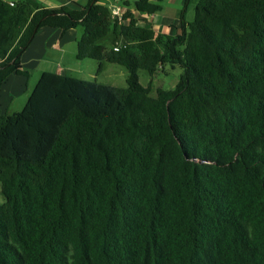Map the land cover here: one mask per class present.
I'll list each match as a JSON object with an SVG mask.
<instances>
[{"label": "trees", "instance_id": "16d2710c", "mask_svg": "<svg viewBox=\"0 0 264 264\" xmlns=\"http://www.w3.org/2000/svg\"><path fill=\"white\" fill-rule=\"evenodd\" d=\"M123 1L118 22L101 0H0V91L43 27L128 70L44 71L0 108V264H264V0H183L174 33L140 24L164 0ZM166 63L183 72L154 97L138 72Z\"/></svg>", "mask_w": 264, "mask_h": 264}, {"label": "crops", "instance_id": "0c3cea01", "mask_svg": "<svg viewBox=\"0 0 264 264\" xmlns=\"http://www.w3.org/2000/svg\"><path fill=\"white\" fill-rule=\"evenodd\" d=\"M46 7L57 8L62 5H69L71 7L80 8L85 6L89 0H38ZM123 6L124 5H115ZM125 8V7H124ZM132 10L134 8L130 7ZM164 6L162 2V9L152 15H141L140 24L153 25L157 31L165 33H174L176 31L175 26L179 25V20H174L164 12ZM82 30L79 28L62 30L55 28H41L34 37L31 44L26 48L21 56L22 68L27 71L28 74H32L34 70H37L42 65L51 67V69H45L44 71H51L57 73H68L70 64L65 62L66 58L76 56V50L73 51L74 42L79 39ZM77 49V48H76ZM77 58V56H76ZM54 68V69H52ZM54 70V71H53ZM42 72V73H43ZM41 73V74H42ZM69 74V73H68ZM17 74H10L2 85L0 91V108L2 112L11 114L12 104L14 100L21 94V86L18 87L21 80ZM41 76V75H40ZM24 103L20 102V106ZM15 111V110H14ZM13 111V112H14Z\"/></svg>", "mask_w": 264, "mask_h": 264}, {"label": "rangeland", "instance_id": "374dc122", "mask_svg": "<svg viewBox=\"0 0 264 264\" xmlns=\"http://www.w3.org/2000/svg\"><path fill=\"white\" fill-rule=\"evenodd\" d=\"M102 3L109 6L112 10L115 5H124L123 0H101ZM132 6L134 0H130ZM183 0H164V12L174 20H179V14L183 9ZM194 3H192L187 12L186 20L192 21L194 19ZM82 30L81 28H79ZM77 48V42H74L73 51L75 52ZM65 62L69 63L70 69L67 71L70 75L86 79V80H97L102 84L113 85L116 87H127V77L128 70L125 66L118 63H111L108 61H99L93 58L78 59L75 54L66 58ZM100 64L102 65L101 71L98 72ZM51 69V67L41 66L37 70H34L32 74H27L25 76H19L21 83L19 82L18 87L21 86V94L14 100L10 111L12 113L16 111H21L25 106L31 92L33 91L35 85L37 84L39 77L43 70ZM54 69V68H52ZM52 71V70H51ZM54 71V70H53ZM183 68L178 64L166 63L159 67L158 71L152 76L148 71L144 69L139 70L140 83L145 87H150V95L156 96L159 88L163 89H173L177 85ZM67 73V74H68ZM23 101V105L20 106V102ZM15 110V111H14ZM14 111V112H13ZM6 198L1 190L0 183V204L5 202Z\"/></svg>", "mask_w": 264, "mask_h": 264}, {"label": "built area", "instance_id": "2783aa9c", "mask_svg": "<svg viewBox=\"0 0 264 264\" xmlns=\"http://www.w3.org/2000/svg\"><path fill=\"white\" fill-rule=\"evenodd\" d=\"M10 3L13 5L15 0H9ZM125 8L123 6H115L113 7L112 14L113 17L118 21L122 22V16L124 14Z\"/></svg>", "mask_w": 264, "mask_h": 264}]
</instances>
